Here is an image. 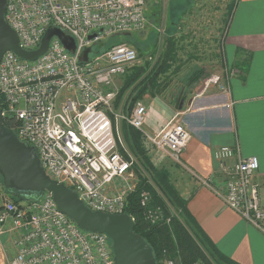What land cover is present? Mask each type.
I'll return each mask as SVG.
<instances>
[{
  "label": "built area",
  "instance_id": "2783aa9c",
  "mask_svg": "<svg viewBox=\"0 0 264 264\" xmlns=\"http://www.w3.org/2000/svg\"><path fill=\"white\" fill-rule=\"evenodd\" d=\"M147 4L148 0H7L6 21L23 49H38L49 27L73 37L76 49L68 50L54 35L35 60L6 51L0 61L2 115L22 141L37 149L46 173L95 211L127 213L137 187L136 158L127 149L124 121L141 132L156 166L165 159L183 164L182 153L191 139L180 113L151 133L145 128L148 110L143 101L129 115L115 108L121 76L139 59L135 47L119 42L91 56L105 37L144 30ZM220 78L219 88L227 91V76ZM214 157L225 175V204L264 229V205L254 179L258 158H244L238 146L229 145L216 148ZM198 179L212 187L211 178ZM0 196V241L9 233L16 250L9 264H115L109 236L79 226L59 210L51 192L45 191L39 200L15 201L0 174ZM150 201L151 193L143 190L140 204L146 220L151 225L169 223L171 216L163 206H150ZM164 264L177 262L166 259Z\"/></svg>",
  "mask_w": 264,
  "mask_h": 264
},
{
  "label": "crops",
  "instance_id": "0c3cea01",
  "mask_svg": "<svg viewBox=\"0 0 264 264\" xmlns=\"http://www.w3.org/2000/svg\"><path fill=\"white\" fill-rule=\"evenodd\" d=\"M238 49L252 53L247 71L235 66ZM223 56L231 68L222 74L228 79L227 91L207 88L194 93L195 84H182L171 96L168 88L156 96L147 94L141 100L148 110L145 128L156 133L180 113L191 133L183 164L165 159L159 165L169 170L181 196L189 198L196 222L222 253L239 264H264V229L225 204V175L214 157L215 149L224 145L238 146L244 158L256 156L254 179L264 205V0H237ZM233 162L234 158L229 161ZM198 177L211 178L212 187ZM15 253L7 233L0 241V264H9Z\"/></svg>",
  "mask_w": 264,
  "mask_h": 264
},
{
  "label": "trees",
  "instance_id": "16d2710c",
  "mask_svg": "<svg viewBox=\"0 0 264 264\" xmlns=\"http://www.w3.org/2000/svg\"><path fill=\"white\" fill-rule=\"evenodd\" d=\"M236 2L237 0H234V2L227 5L226 29L230 25ZM172 23L176 24L174 20ZM174 31L175 29L167 35L162 51L158 52V46L155 45L150 50L151 59L141 65L134 64L130 66L126 73L121 76L119 95L114 105L115 108L121 109L124 115H129L135 104L141 101L145 95L156 96L164 92L172 82V77L169 74L176 73L181 69L182 61L179 52L183 48L179 45ZM103 43L104 41L99 44L103 46ZM116 43L119 42L112 41L100 51H104ZM138 53L139 56L144 55L143 50L139 49ZM153 55L158 56L152 58ZM237 55L239 57H237L235 66H243V70L247 71L252 53L245 49H238ZM191 57L194 56L191 55ZM204 74L205 70L202 67L196 68L188 76V85L196 84ZM0 101L4 106L2 96ZM5 123L9 127H13L7 118ZM122 129L125 141L136 158L135 167L139 172V181L136 189L129 197L126 212L135 216L134 231L151 245L158 264H164L166 259H173L177 264H194L195 262H202L203 264H239L222 253L196 222L188 208L189 198L181 196L171 180L168 169L158 168L153 163L148 150L143 144L141 132L125 121ZM143 190H148L151 193L150 206L161 205L166 214L171 216L169 223L151 225L146 220L144 209L140 204V193ZM11 197L15 201H26L21 197L13 195Z\"/></svg>",
  "mask_w": 264,
  "mask_h": 264
},
{
  "label": "water",
  "instance_id": "95a60500",
  "mask_svg": "<svg viewBox=\"0 0 264 264\" xmlns=\"http://www.w3.org/2000/svg\"><path fill=\"white\" fill-rule=\"evenodd\" d=\"M7 0H0V61L3 54L13 50L21 58L35 60L46 52L51 38L56 35L64 46L74 51L73 37L55 27H49L38 49H23L18 36L6 21ZM90 47L84 52L88 59ZM0 174L4 188L13 196L26 200H39L45 191L53 194L61 212L82 228L104 233L112 241L115 264H158L151 245L134 231V221L127 213H110L92 210L64 183L52 179L43 168L37 149L22 141L6 125L0 103Z\"/></svg>",
  "mask_w": 264,
  "mask_h": 264
},
{
  "label": "rangeland",
  "instance_id": "374dc122",
  "mask_svg": "<svg viewBox=\"0 0 264 264\" xmlns=\"http://www.w3.org/2000/svg\"><path fill=\"white\" fill-rule=\"evenodd\" d=\"M231 2L234 0H148L147 25L144 30L105 37L103 46H94L91 56L112 41L127 42L137 50H143L144 55H140L135 63L141 65L151 59L150 50L155 45L158 46V52L164 49L167 35L175 29L174 35L183 48L179 52L182 66L178 72L169 74L172 77V83L167 89L169 95L181 89L182 84L188 85V76L198 67H202L205 74L193 86V92L199 93L207 88L216 90L221 85L222 74L226 73V69L231 71L223 56V43L228 30L225 26L227 5ZM173 20L176 24L172 23ZM157 56L153 55L152 58ZM127 149L132 153L128 145ZM133 169L139 178L136 167ZM3 202L0 196V203Z\"/></svg>",
  "mask_w": 264,
  "mask_h": 264
}]
</instances>
